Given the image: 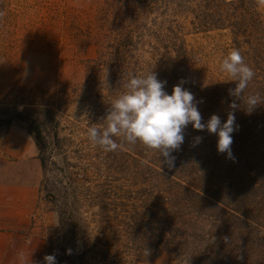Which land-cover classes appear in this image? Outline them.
<instances>
[{"label": "trees", "instance_id": "16d2710c", "mask_svg": "<svg viewBox=\"0 0 264 264\" xmlns=\"http://www.w3.org/2000/svg\"><path fill=\"white\" fill-rule=\"evenodd\" d=\"M163 1L103 0L97 35L86 39L100 51L87 71L91 79L104 74L109 82L94 90L114 100L132 74L153 71L167 82L168 94L183 80L202 101L198 109L204 122L212 114L226 121L234 99L228 90L235 82L194 83L187 27L165 19L171 8L170 0ZM184 2L175 13L187 17L190 32L230 33L233 49L255 72L245 97L259 93L264 98V15L253 0ZM154 13L163 20L141 21ZM93 85L83 86L85 92ZM236 103L241 109L234 112V159L217 152L215 134L188 125L171 168L140 143L114 138L120 147L110 152L94 146L87 130L103 126L108 107L83 118L76 141L72 132L66 134L54 105L19 109L0 103V139L13 126L26 129L41 163V201L57 214L43 255L55 254L57 264H85L88 254L106 264H128L164 253L173 264H264V105L248 114L243 101ZM198 136L202 141L196 143Z\"/></svg>", "mask_w": 264, "mask_h": 264}, {"label": "rangeland", "instance_id": "374dc122", "mask_svg": "<svg viewBox=\"0 0 264 264\" xmlns=\"http://www.w3.org/2000/svg\"><path fill=\"white\" fill-rule=\"evenodd\" d=\"M179 2L185 3L184 0L166 3L171 10L165 19H177L187 27L185 38L191 53L194 83L207 86L228 81L230 78L220 72L219 64L233 49L230 33L190 32L187 17L175 13ZM102 3L103 0H0V103L19 109L32 104L54 105L56 117L68 127L66 134L72 132L79 141L82 136L76 126L84 128V117L93 110L94 115L103 114L113 100L109 93L103 92L99 97L94 90L109 82L107 76L97 74L91 79L87 71L88 61L95 59L100 51L98 45L87 44L86 39L97 35L95 28ZM160 9L164 10L162 6ZM258 10L264 15V8ZM155 17L158 15L150 14L141 21L150 23ZM161 20L158 18V22ZM89 83L94 84L93 91L86 93L83 86ZM40 211L44 218L39 233L46 239L58 218L43 201ZM46 255L38 264H43ZM85 264L106 263L88 254ZM128 264H173V259L164 253L155 260Z\"/></svg>", "mask_w": 264, "mask_h": 264}, {"label": "clouds", "instance_id": "9594fccd", "mask_svg": "<svg viewBox=\"0 0 264 264\" xmlns=\"http://www.w3.org/2000/svg\"><path fill=\"white\" fill-rule=\"evenodd\" d=\"M257 7L264 8V0H253ZM221 73L235 82V87L228 90L233 97L226 121L217 114H212L204 122L194 94L183 87L184 81L173 86L171 94L165 91L166 81L158 79L153 71L146 75L132 74L124 85L125 91L112 100L102 119L103 126H90L87 137L94 146L106 152L120 147L114 138H122L128 144L140 143L149 150L158 152L163 165L174 166L173 152L178 151L185 140V129L191 125L194 130L207 131L217 136V152L227 154L234 159L231 151L232 134L238 130L235 110L241 109L236 100L243 101V108L251 114L257 107L264 105V98L259 93H244L255 76L254 70L245 63L239 49H232L219 64ZM202 137H195V142ZM23 260V253L19 254ZM43 264H57L56 255H46Z\"/></svg>", "mask_w": 264, "mask_h": 264}, {"label": "crops", "instance_id": "0c3cea01", "mask_svg": "<svg viewBox=\"0 0 264 264\" xmlns=\"http://www.w3.org/2000/svg\"><path fill=\"white\" fill-rule=\"evenodd\" d=\"M41 180L32 137L12 127L0 139V264H38L45 252L39 233Z\"/></svg>", "mask_w": 264, "mask_h": 264}]
</instances>
